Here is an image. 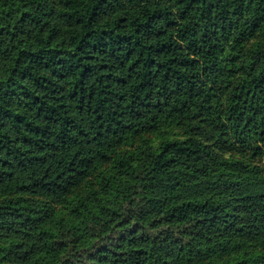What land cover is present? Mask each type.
I'll list each match as a JSON object with an SVG mask.
<instances>
[{"label":"trees","instance_id":"16d2710c","mask_svg":"<svg viewBox=\"0 0 264 264\" xmlns=\"http://www.w3.org/2000/svg\"><path fill=\"white\" fill-rule=\"evenodd\" d=\"M0 264H264V0H0Z\"/></svg>","mask_w":264,"mask_h":264},{"label":"rangeland","instance_id":"374dc122","mask_svg":"<svg viewBox=\"0 0 264 264\" xmlns=\"http://www.w3.org/2000/svg\"><path fill=\"white\" fill-rule=\"evenodd\" d=\"M255 160H257V161H258V160H259V158H256Z\"/></svg>","mask_w":264,"mask_h":264}]
</instances>
